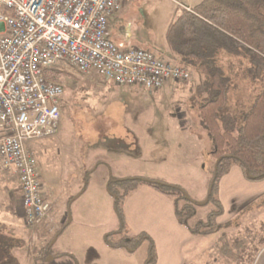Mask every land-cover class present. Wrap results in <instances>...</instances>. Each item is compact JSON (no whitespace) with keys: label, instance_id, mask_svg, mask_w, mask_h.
Returning a JSON list of instances; mask_svg holds the SVG:
<instances>
[{"label":"rangeland","instance_id":"374dc122","mask_svg":"<svg viewBox=\"0 0 264 264\" xmlns=\"http://www.w3.org/2000/svg\"><path fill=\"white\" fill-rule=\"evenodd\" d=\"M199 1L194 0L193 6ZM175 12L176 5L170 0H132L116 15L120 21L118 25L120 32L118 27L113 26L111 39L118 46L147 49L156 55H163L164 57H161L168 62L178 64L176 58L165 53L166 50H169L166 43L167 27ZM58 70L61 72L58 75V82L63 85L65 90L59 132L54 138L41 139L28 145L29 151L35 155L38 161L43 187L45 183L53 195L52 198L44 195L51 202L52 211L49 217L38 227L28 228L24 225V220L20 222L19 230L16 227L20 235L19 239H24L22 241L26 251L29 252L31 247L34 248L38 241L45 244L53 236L56 231L54 228L57 227L58 223H54L50 217L55 218L57 214L62 212L63 205H66V195L72 197L79 195L85 180H88V186L90 184L93 191L75 202L72 207L73 201L71 202L70 218L73 219V226L68 232L69 235L61 237L52 247V251L56 254L72 248L76 251V255H79L81 244L83 245L84 241H79V246L72 241L76 236L74 233L82 232L93 239L92 243L96 245V249L103 252V248H105L108 251L109 248L104 243L102 236L104 226L101 223L95 224L93 227H88L86 231L87 220L79 217L77 213H81L82 205H86L87 198L92 196L90 194L96 196L94 193H100V201L104 202L99 186L104 173L110 170L114 173V177L122 176V178L117 179H124L136 175L148 177L147 175L152 172V168L158 167L165 177L183 183L184 186H182L191 197L198 201L205 200L203 195L207 190L214 160L212 158L213 145L208 138L207 131L203 128L199 131L201 139L196 150L192 147L190 150L188 139H193V135L179 131L175 133L173 132L175 127L169 130L168 121H165L166 126L159 133L143 137L140 143L143 145L144 154L147 153L149 158L155 154L160 155L163 165L151 164L150 159L141 161V163L129 160L116 162L114 160L115 158L119 159L121 153H125V143L131 142V138H126L125 127H129L130 124L129 116L127 118L125 113L127 107L136 109L138 114L143 115V119L153 116L169 118L172 115L175 117L179 115L181 119L188 120L187 116H189L192 127H195L194 122L198 121V110L193 97L196 95L199 75L193 69H190L191 79L187 82L169 81L160 90L132 89L133 91L114 86H103L101 81L94 76L79 73L70 65H62ZM240 95L242 96V94ZM187 141L189 143L186 145ZM194 150L195 153H193ZM170 152L173 154L172 159L175 158L176 160L168 159ZM188 155L193 156V158L197 155L198 161L202 163L201 168L194 169L196 164L191 160L187 164L181 163ZM97 162H102V166L99 165L101 166L100 169L95 171ZM92 169H94L93 174L91 173L92 176H84L87 171ZM45 176L48 177L47 182ZM6 180L9 182L7 189L15 198L16 204L13 205V209L16 212L18 210L16 206L21 199L20 183L18 177L12 173L6 175ZM211 208L210 205L199 208L197 219L204 218ZM102 210L104 211L102 212ZM110 210L111 212L108 214L107 207L103 206L101 219L98 221L101 222L105 219L108 229L114 230L117 228V219L113 204ZM231 213L230 225L222 228L217 234L219 237L222 234H227L232 242H239V239L250 237V242L245 248L242 258L253 260L264 247V195L250 202H245L234 216V211ZM15 215L10 217L14 224L17 220ZM96 249L92 248L94 251L89 253L87 261L94 260ZM239 249H236L235 252L237 253ZM213 251L212 257H218ZM68 253L73 254V252ZM102 255L105 257L104 253ZM146 257L147 246L144 245L138 251L136 258H138L137 260L143 258L144 264ZM18 258L20 264H32L28 260V255ZM77 258L79 257L77 256ZM79 259L80 263L74 259L73 261L62 258L47 263L43 262L42 259L36 262L39 264H86L83 258ZM234 262L240 264L237 260Z\"/></svg>","mask_w":264,"mask_h":264},{"label":"trees","instance_id":"16d2710c","mask_svg":"<svg viewBox=\"0 0 264 264\" xmlns=\"http://www.w3.org/2000/svg\"><path fill=\"white\" fill-rule=\"evenodd\" d=\"M110 23L119 29L118 19H110ZM166 43L178 60L176 65L189 71L193 69L199 75L193 99L199 125L207 131L213 145L214 162L204 201L191 197L183 186L163 179L130 176L108 181L106 188L113 199L118 227L104 234V243L128 254L136 253L147 244L144 264L158 262L155 241L147 232L132 233L125 212L128 198L139 187H151L168 197L173 202L178 223L192 235L211 237L231 223L218 222L225 212L219 196L220 182L231 168L240 167L249 182L264 181V0H200L192 11L176 7L167 27ZM51 73L57 78L61 74L58 69H51ZM101 164L97 162L94 169ZM94 169L84 176L89 177ZM87 186L88 180H85L79 195L69 198L68 220L71 202ZM209 205L212 208L206 216L197 219L199 208ZM68 220L36 250L37 254L42 257L54 246L53 240L67 229ZM2 227L0 250L5 257L0 258V264H19L12 251L22 240L5 235ZM249 242L250 237L232 242L227 234H222L212 249L221 259L238 261ZM236 249H239L237 253ZM71 258L77 262L74 256Z\"/></svg>","mask_w":264,"mask_h":264},{"label":"built area","instance_id":"2783aa9c","mask_svg":"<svg viewBox=\"0 0 264 264\" xmlns=\"http://www.w3.org/2000/svg\"><path fill=\"white\" fill-rule=\"evenodd\" d=\"M131 1L0 0V173L18 177L28 228L52 211L28 149L60 129L65 90L51 69L70 65L102 85L144 90L191 79L188 69L111 39L110 19ZM170 1L192 11L194 0Z\"/></svg>","mask_w":264,"mask_h":264},{"label":"crops","instance_id":"0c3cea01","mask_svg":"<svg viewBox=\"0 0 264 264\" xmlns=\"http://www.w3.org/2000/svg\"><path fill=\"white\" fill-rule=\"evenodd\" d=\"M115 18L118 19L115 15L114 17L111 18V20ZM118 22L120 23V21ZM118 30L120 32V28ZM110 31H112L111 23H110ZM165 53H167L168 55L170 54V56L173 57L172 53L169 50H166ZM157 55L160 58H162L161 56H163V55L160 56V54ZM107 85L108 84H104L103 86H107ZM108 86H112V85H108ZM116 88H125L128 91H131L132 89L143 90L141 88H128V87H116ZM137 112L138 111H136V109L133 110L128 107L125 109V113L127 115L126 117L128 118L129 116V120H130L129 127L128 126L125 127L127 133L126 138H131V142L125 143L124 145L125 153H121L122 155L119 159L115 158L114 160L116 162L121 160H129V161H137L141 163V161L144 160L148 161V159H150L151 164H154L156 166L163 165L161 162L160 155L155 154L154 156H150L149 158L147 153L144 154L143 145H141L140 141L143 140V137H147L159 133L162 130V128L166 126L165 121L169 122L168 124L169 130L175 127V130L174 131L172 130L175 133L179 131L182 133L186 132L187 135L188 134L193 135V139L192 138L188 139L190 141V150L191 147L195 148L196 150V146L199 145L198 143L200 142L199 140L201 139L199 131L201 127L198 121L194 122L195 127H192L189 116H187L188 120L181 119L179 115L176 117L172 115V117L169 118H162V116H153L150 118L143 119V115L141 113L138 114ZM115 138H118V136H115ZM189 141L186 142V145L189 143ZM195 150L193 151V153L196 152ZM172 155L173 154L170 152L168 154L169 156L168 159L171 161L176 160L175 158L172 159ZM194 157L195 158H193V156L191 157V155L190 156L188 155V157L182 160L181 163L187 164L191 160L196 164L194 169L199 167L201 168L202 163L198 161L199 157L197 155H195ZM101 166L97 167L95 171L100 169ZM7 174L8 173H3V172L0 173V224L1 226H3L2 228H4L3 232L5 235L10 236L11 238L19 239L20 235L18 234L16 227H18L19 230L20 222L24 220V208H23L22 200L20 199L18 205L16 206V209L18 210L16 212L14 211L13 205H15L16 202L12 193L7 189L8 188L7 183H9L6 180ZM136 176H141V175H136ZM147 176L152 179H163L170 183L179 184L181 186L183 185V183H181L178 180L176 181L175 179H172L170 177H165L158 167L152 168V172ZM117 178H122V176L114 177V173L111 170L109 172H105L104 177L101 180V185L99 186L100 192L102 194L101 198H103L104 202L100 201V193L99 194L94 193V195H96L97 197L93 196V194H90L92 196H89L87 198L86 205H82L81 213L79 212L77 213L79 217L87 220L85 226L86 231L88 227H93L95 224H100V223L104 226L102 231V236H104L106 232L112 231L110 230V228L108 229L107 227L108 224L105 219L102 220L101 222L98 221V219H101V215H102L101 209L103 206L107 207L108 214H110L111 212L110 207L113 204V199L109 195L106 187H107V182L110 179H117ZM45 179L47 182L48 177L45 176ZM90 191L92 193L93 190L90 188V184H89L86 191L73 201L71 207L75 202L79 201L82 197H85L87 193H89ZM19 192L21 193L20 185H19ZM43 193L46 196H50L51 198L53 197L50 189L48 188V186H46L45 183L43 187ZM262 195H264V181L257 183L249 182L245 179L244 174L240 167L238 166L232 167L230 172L227 175H225L220 182L219 196L224 205L225 212L224 215L218 219V222L220 224L231 222V218H232L231 211H234L233 214L234 216L238 212V209L242 207L245 202H250L251 200H254L255 198H259ZM71 197L72 196L70 195H66L65 197L67 198L66 205H63L61 209L62 212L57 214V217L55 218L50 217L52 221H54V223L56 224L58 223V225L55 224L57 227H55L54 229L56 230L68 220L67 204L69 198ZM206 197H207V190L203 195L204 199H206ZM241 203L243 204L241 205ZM103 211L104 210H102V212ZM125 212H126L127 222L130 226L132 233L147 232L154 239L158 251L157 264H213V263L236 264V262L234 261L228 262L226 259L212 257L213 254L212 248L219 239L218 234L211 237L192 235L185 227H183L178 223L175 216L173 202L168 197L164 196L163 194L159 193L158 191H156L151 187L148 186L139 187L128 198L125 206ZM14 215L17 219L15 220L16 226L13 223L12 219H10V217L12 218ZM74 220H75V216H74ZM68 221L70 222L69 226L63 232V234L56 240L54 245L60 240L61 237L65 235H69L68 232L71 231V228L73 226V219L69 217ZM117 227H118V222H117ZM74 234L76 236L73 240L74 242L72 241V243L79 246V241L81 240L84 241L83 245L81 244L82 247L80 249L79 255L78 254L76 255V251H74V249L72 248L54 254L52 251V247H50L43 253V256L41 257L40 254L36 253V250L44 245V243L41 241H38L34 248L31 247L32 249L29 252L26 251V247H24V242L22 241L23 243H21L19 247L15 248L12 251V255L15 258H17L19 264H20V260L18 257H21L23 255H28V260L32 264L33 263L39 264L36 262L37 259H39L38 261L42 259L43 262L45 263L53 262L58 258L73 260L71 256H74V258L77 260L78 263L81 262L79 258H83L86 264H143V258L137 260L138 258H136V255L138 251H140V249H142L144 245L147 246V244H144L134 254H128L124 250L111 249L109 247H108L109 248L108 251L107 249L103 248V252H102L101 250L96 249V245L92 243L93 239H90L86 233L82 232V233H74ZM22 239L23 238H21V240ZM92 248L96 249V256L94 255L95 256L93 257L94 260H91L89 262L87 261L88 260L87 256L89 255V251L92 250ZM68 252H73V254ZM59 253H64V254L68 253V256L57 257L56 255ZM103 253L105 254V257H103L102 255ZM77 256L79 258H77ZM4 257H5L4 253L1 252L0 250V258H4ZM238 262H240V264H264V247L257 253L255 259L250 260L248 258H242L239 259Z\"/></svg>","mask_w":264,"mask_h":264},{"label":"water","instance_id":"95a60500","mask_svg":"<svg viewBox=\"0 0 264 264\" xmlns=\"http://www.w3.org/2000/svg\"><path fill=\"white\" fill-rule=\"evenodd\" d=\"M219 161H220V160H219ZM56 240H57V239H54V240H53V244L56 242Z\"/></svg>","mask_w":264,"mask_h":264}]
</instances>
